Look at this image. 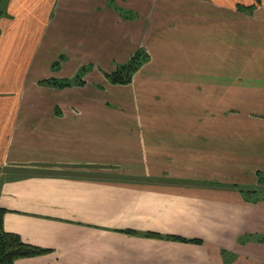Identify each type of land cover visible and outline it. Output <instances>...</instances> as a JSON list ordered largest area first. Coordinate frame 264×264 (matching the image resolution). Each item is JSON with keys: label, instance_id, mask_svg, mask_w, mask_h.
Listing matches in <instances>:
<instances>
[{"label": "crops", "instance_id": "1", "mask_svg": "<svg viewBox=\"0 0 264 264\" xmlns=\"http://www.w3.org/2000/svg\"><path fill=\"white\" fill-rule=\"evenodd\" d=\"M5 4L2 225L47 250L14 264H264V200L239 191L264 174V0ZM129 45L147 61L104 89L114 100L127 89L134 111L141 93L145 111L162 112L131 128L110 96L101 102L108 71L96 65L128 62ZM85 64L98 83L86 73L80 85L48 83Z\"/></svg>", "mask_w": 264, "mask_h": 264}, {"label": "trees", "instance_id": "2", "mask_svg": "<svg viewBox=\"0 0 264 264\" xmlns=\"http://www.w3.org/2000/svg\"><path fill=\"white\" fill-rule=\"evenodd\" d=\"M143 50H138L128 62L123 65H120L115 69L114 72L108 74L107 77L112 84H129L132 81V77L136 71L147 61L148 56L143 54ZM82 69L80 72L83 73ZM79 76V75H78ZM48 83L56 85L60 88L65 86L73 85V82H59L55 80H50ZM78 85L83 84V82H77ZM258 189L256 190H246L239 189L242 194L246 197L251 198V202H258L264 200V174H258ZM5 213L4 210L0 209V264H14V261L18 258L23 257H33L47 253V250L32 246L25 243L20 236L17 234L6 232L2 225V217ZM151 237H160L156 234H147ZM251 236L242 237V243L248 241ZM167 240L181 241V242H191L201 244V240L197 239H185L178 236H165Z\"/></svg>", "mask_w": 264, "mask_h": 264}, {"label": "rangeland", "instance_id": "3", "mask_svg": "<svg viewBox=\"0 0 264 264\" xmlns=\"http://www.w3.org/2000/svg\"><path fill=\"white\" fill-rule=\"evenodd\" d=\"M6 3V0H4V2L2 1V0H0V12L1 11H4L5 10V4ZM124 32L122 31V30H120V34H123ZM107 35V34H106ZM121 40H122V38H120V42H121ZM127 51H134L133 53L135 54L138 50H143V49H138V50H135L136 48H133V47H131L130 45L127 47ZM134 49V50H133ZM144 51V50H143ZM133 54V55H134ZM143 54L145 55V56H148L147 55V53L144 51L143 52ZM108 57V58H107ZM117 60L118 62H113L112 60ZM123 64H125L124 62H121L120 61V59L117 57V56H104V59H102V62L101 63H98L97 62V66L98 67H101L102 69H104V70H106V71H108V73H104L103 72V75H104V78L101 80V85H100V93L99 92H97L98 94H103L102 95V101L101 102H106V99L108 98V96H110L111 97V102L112 103H116V104H119L120 105V108L124 111L123 113H122V116H123V120H125V121H127V125H128V127L129 128H131V127H133L134 125H135V121H138V120H143V119H146V118H150V117H156V118H161L162 116H161V111H155L154 109H155V106L156 105H154V104H152V107H151V109H149L148 111H145L144 110V107H143V100H142V96H141V93H139V108H140V111H138V109L136 110V108H135V106H134V108H135V111L133 110V102H132V99H131V95L129 94V92H128V90L126 89H122V90H120V92L122 93V97H121V99H119V100H114L113 98H112V96H111V93H109V91L108 92H106V90L104 89V79L106 80V82L107 83H109V84H112L110 81H109V79H108V77H107V75L108 74H111L112 72H114L115 71V69L117 68V67H119L120 65H123ZM86 66L84 67H82L81 69H80V71L82 70V69H85V70H83V73H86L87 74V77H86V80H87V82L90 84L91 82H96V83H98V81H99V76L95 73L94 74V71H92L91 69H92V65L91 64H85ZM140 69V68H139ZM138 69V70H139ZM137 72V71H136ZM135 72V73H136ZM82 72H78L77 73V75H76V77H73V78H71L70 80H59V82H73L72 84H78L77 82H83V76L82 75H84ZM99 73V72H98ZM134 73V74H135ZM79 75V76H78ZM100 75H102L101 73H100ZM134 76V75H133ZM132 79H133V77H132ZM52 80H55V79H52ZM50 81V80H49ZM55 81H57V80H55ZM138 83H139V79L137 78V80H136V86H138ZM117 85H119V86H126V85H128V84H125V85H121V84H117ZM71 86V85H70ZM58 87V86H57ZM65 87H69V86H65ZM60 88V87H59ZM62 88H64V87H62ZM110 90H111V88H110ZM98 101V100H97ZM168 114L169 113H171V116H176L177 118H179V115L180 114H182V116L184 117L185 116V118H187V117H189V116H187L186 114V111H166ZM238 112H236V111H231V115H232V117L233 116H235V115H238L237 114ZM207 114H208V112L206 111V110H200L199 112H198V117L201 119H205V118H207L206 116H207ZM232 131V135H235V134H237L238 133V131L237 130H231Z\"/></svg>", "mask_w": 264, "mask_h": 264}]
</instances>
